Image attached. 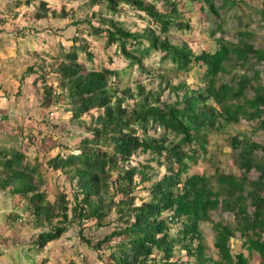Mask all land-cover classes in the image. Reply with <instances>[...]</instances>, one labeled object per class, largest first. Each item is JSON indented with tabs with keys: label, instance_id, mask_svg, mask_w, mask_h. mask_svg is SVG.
I'll use <instances>...</instances> for the list:
<instances>
[{
	"label": "trees",
	"instance_id": "16d2710c",
	"mask_svg": "<svg viewBox=\"0 0 264 264\" xmlns=\"http://www.w3.org/2000/svg\"><path fill=\"white\" fill-rule=\"evenodd\" d=\"M25 1L35 7L36 21L50 15L59 18L67 15L63 8L59 12L49 10L45 0H39L36 5V0ZM227 3L238 5L236 0H222L219 6L213 0H85L89 7L103 4L104 13L118 14L123 7H129L138 17L145 18L146 25L133 31L114 17H103L101 11L92 13V16L100 14L97 25L88 17L84 19L93 34L105 36V47L115 45V54L118 52L126 64L86 68L78 61L77 52L84 50L89 60L92 55L86 51L87 45L79 44L72 45L65 55L67 61L62 60L55 68L63 89L57 94L51 85H46V72L40 73L34 67L36 64H27L15 74L19 77L17 93L26 77L37 74L33 82L42 81L41 105H45L44 97L52 95L54 99H51L57 100L56 95L64 94L67 99L63 111L70 112L68 122L83 130L73 150L64 152L62 148L67 149V145L60 144L58 152L45 160L46 166L59 171L70 185L69 196L60 190L51 199L40 161L45 151L53 148L46 133L58 136L67 133L68 125L57 117L61 113L46 106L42 114L25 112L17 121L19 126L13 125L9 130L3 126L5 118L0 117V192L24 204L20 213L9 214L10 220L21 219L26 213L33 226L40 229L31 240L32 249L45 248L73 227L81 241L100 252L101 258L102 252L108 250L106 258L101 259L104 264H203L204 261L248 264L250 258L264 262V145L243 132L230 135L227 143L236 152L234 163L242 173L238 176L218 173V164L211 163L215 169L213 177L219 184L217 189L211 187V175L188 173L189 162L199 154H208V161H214V152L207 148L211 134L242 119L256 122L252 134L264 130V77L259 68L264 66V50L255 47L250 30L237 28L233 33L235 40L226 36L220 9ZM197 9L214 23V27L205 29L208 36L220 31L213 50L196 53L190 42H173L168 37V31L173 28L189 30L186 13H196ZM261 14L264 18L263 9ZM15 21L19 22L18 18ZM73 22L79 24L82 20ZM71 40L75 42L79 37L73 35ZM152 52L160 54L159 66L179 73L195 66L203 68V84L196 88L184 81L172 84L167 74L160 72V83L166 82L154 90L147 89L142 81L135 84L136 91L119 85L131 66L136 65L148 74L156 69L150 70V65L144 63V57ZM165 61L170 66H164ZM233 64L249 72H235L225 80ZM113 80L117 82L109 84ZM6 86L3 106L11 99L14 82ZM166 90L172 98L170 101L163 98ZM17 93L13 94L15 99ZM92 110L96 111L95 115ZM3 111L0 106V114ZM87 113L89 117L84 118ZM160 128V136L148 135L149 130L156 132ZM37 132L48 140L49 146L39 143L41 137L33 140V146L23 141L24 134L30 133L32 139ZM36 146L43 149L40 158L29 154ZM146 152L151 153L158 166L165 167L159 178H153L148 164L130 163L134 155ZM251 170L256 171V177L248 176ZM149 181L150 185L145 187ZM138 185L148 190V196L141 197L137 203L134 192ZM112 213L115 221H108ZM223 213L229 215L223 217ZM215 215L219 216L217 220ZM113 221L109 231L100 229ZM178 222L177 231L172 232ZM205 224L217 251L215 260L203 251L201 226ZM91 226L99 230L86 235L85 230ZM100 230L105 232L102 237ZM238 238L245 253L236 252L231 246V241ZM176 244L183 245L187 258L172 259ZM156 251L160 254L155 255ZM82 262L87 264L86 257ZM65 264L76 261L71 259Z\"/></svg>",
	"mask_w": 264,
	"mask_h": 264
},
{
	"label": "rangeland",
	"instance_id": "374dc122",
	"mask_svg": "<svg viewBox=\"0 0 264 264\" xmlns=\"http://www.w3.org/2000/svg\"><path fill=\"white\" fill-rule=\"evenodd\" d=\"M49 10L53 9L56 12H59L61 8L67 12V15L64 18H59L58 16H49L47 19H42L39 21L34 20L33 13L35 12V7L25 4V0H5L4 11L2 12L1 19L7 29L4 30V33H8L12 38L8 37L9 40L3 41V47L1 48L0 57L2 60H5L4 63H0V106L4 109L3 113L1 112L0 117H4L5 121L3 126L6 127V130L11 126H19L18 122L21 119L25 112L31 114H42L46 106L52 111L60 112L61 114L57 116L60 121H63L68 125L67 133L63 136H58L51 132H47L50 137H48L53 145L52 150L45 151L43 158L41 159L40 168L46 174V188L48 189V197L53 198L57 191L63 190L68 193L70 185L68 179L63 175L59 174V171H54L49 169L46 166V158L55 155L59 148L60 144L67 145L66 148H62L64 152L74 149V145L77 144L79 137H81V132L83 131L81 127L76 126V124H71L68 122V117L70 112L65 110V97L64 94L56 95L57 100H52V95H49L48 98H45V105H41L42 97V81L40 79L33 82V79L37 74H32L26 77L23 81L24 85L22 90L17 93V85L19 84V77L15 74L24 68L27 64H36L34 67L38 69L40 73L42 71L46 72V85H51L53 91L57 94L59 91L63 90L60 88L58 73L55 71V68L59 65L62 60L65 58L66 53L74 47H78L79 44L87 45L86 51H89L92 55V59L89 60L86 57L84 50H78V61L81 62L86 68H99L101 65L109 66L111 68L124 66L126 62L123 57L116 52L115 45L110 47H105L106 38L101 34H93L88 24L84 21L85 17H88L92 24L97 25L100 20V14L92 16L93 12L101 11L103 17L109 16L114 17L116 20L122 22V24L130 29L136 30L141 29L146 25L145 18L138 17L135 14V10L127 7H123L118 14L104 13V5L98 4L92 7L85 5V0H45ZM216 6L221 4L222 0H213ZM238 2L237 6H230L228 3L225 7H221L220 12L222 14L223 28L226 30V36L235 40L233 36L234 31L237 28L247 29L252 32V39L254 40L255 47H259L264 50V18L262 17L261 10H264V0H236ZM7 2V3H6ZM39 0L35 1V5ZM157 6H161V2L157 3ZM198 5L196 6V8ZM199 9H197V12ZM187 12L185 17H188V21L191 25L189 30L183 31L180 29H171L168 31V37L171 38L173 42H178L185 40L190 42L192 46L196 49V53L200 52L203 49L213 50L215 47V38L220 35V31L215 33L214 36H208L205 29L209 27H214V23H211L210 20L206 18V15L202 12L198 13ZM12 13H15V16H12ZM202 13V14H201ZM196 14V15H195ZM18 18L19 22H16L15 19ZM81 19L82 22L79 24H74V20ZM11 26V27H10ZM77 35L79 40L73 41L71 37ZM109 56L111 61H109ZM159 56L157 52H152L149 56L144 57V63L149 64L150 70L153 67H156L150 74L146 73L141 68H136V65L131 66L129 72H127L122 79V82L119 85H127L133 88V91H136L137 88L135 84L137 81L141 82L148 89H157L159 84L164 85L165 80L160 83L158 73H166L168 79L172 84L184 81L186 84H189L190 87L196 88L200 87L202 82L201 71L203 68L193 67L186 72H177L172 70V68H165L159 66ZM164 66H170L168 62H162ZM234 68L230 75L226 77L225 80H229L233 73H240L248 70L242 69L237 64H233ZM259 68L262 70V77H264V66L260 65ZM39 73V74H40ZM18 80V81H17ZM14 82V86L10 89L11 99L6 106H3L1 102H4V90L7 88L6 83ZM117 81L109 82L113 85ZM9 88H10V84ZM17 97H13L14 93ZM163 98L167 101L172 100L170 98L167 90L163 94ZM15 99V100H14ZM54 99V98H53ZM2 102V103H3ZM131 103L132 100H127ZM44 107V108H43ZM92 113L95 115L96 111L92 110ZM84 118L89 117V113L83 115ZM256 122H247L246 120H240L236 124H231L225 130L214 133L210 135V140L208 142L207 148L208 151L214 152V157L212 162L208 161V154L206 156L199 154L196 160L189 162L188 173L205 172L207 175H211L210 178L211 187L217 189L219 184L216 179L213 177L214 166L210 165L211 163L218 164V173L223 174H234L238 176L242 173L234 163V156L236 152L231 149L230 145L227 143L228 137L231 135H236L238 132L246 133L253 141L259 142L264 145V130L257 131L252 134L251 130L253 125ZM40 124H38V127ZM162 129H156V132L153 130L148 131V135H153L154 137L160 136ZM41 132L31 139L30 133L24 134L23 141H26L28 144H34L33 140H37V137H41L39 143L46 144L47 146L50 143L44 140L42 136H39ZM169 137L173 135L169 134ZM240 137V136H239ZM29 138L30 141L27 140ZM187 148L186 146H184ZM195 147V145H193ZM34 148V147H32ZM42 151L36 146L34 150L29 151V154L39 158L42 157ZM134 165H149V172H153V178H159L164 173V166L157 165L155 159H151V153L146 152L145 154L138 153L134 155L130 161ZM157 172V174H156ZM256 171L251 170L248 174L249 177H256ZM184 177V174H183ZM151 181L147 182L145 187L150 185ZM3 203L0 200L2 209L0 211L8 210V207H12L13 213H20L24 207L23 203H18V201L10 200L6 193H2ZM135 201L138 203L141 200V197L146 198L148 196V190L144 189L142 185H138L136 191L134 192ZM71 199V197H69ZM250 209V208H249ZM229 215V213H227ZM226 213H223V217L227 216ZM21 219L17 218L16 220H10L9 225H11L12 230H17L16 234L13 237H8L6 239L1 238L0 247H2L0 252V258L2 259L0 263L4 262L5 264H29L31 261L34 264H52V262H57V264L68 263L71 259L76 261V264H82V258L86 257L87 264H104L101 259L106 258L108 250L102 252V258L100 257V252L92 247H88L84 242L81 241L80 235L75 232L73 227L68 228V230L61 236L58 241L49 243L43 249L31 248V240L35 237L36 233L40 230L33 226L31 222V217L26 213H23L20 216ZM115 218V215L112 213L108 221H112ZM219 218L218 215L214 216V220ZM228 218H230L228 216ZM232 219V218H230ZM115 221V219H114ZM113 223L106 225L100 229H106L109 231L113 227ZM86 223V222H85ZM179 223H176V227L173 228L172 232L177 231ZM90 224V223H88ZM173 224L172 226H174ZM16 229H15V227ZM99 229H95L93 226L90 227V230H85L86 235L91 233V231L97 232ZM203 233V244H204V253L210 256L212 259L218 258L217 251L213 246V237L211 231L207 224L201 226ZM105 232L100 230L99 235L103 236ZM100 237V238H101ZM238 240H240L238 238ZM1 241L3 243H1ZM95 241V238L93 239ZM58 242V243H57ZM239 243L234 244V249L239 248ZM174 255L172 259H185L187 255L185 254L184 247L181 244H176ZM30 247V248H29ZM33 247V246H32ZM4 249V250H3ZM28 249V251H27ZM245 249V248H243ZM246 252V251H245ZM159 252H155V255H159ZM203 264H207L205 261ZM248 264H264V262H259V260L251 259Z\"/></svg>",
	"mask_w": 264,
	"mask_h": 264
},
{
	"label": "crops",
	"instance_id": "0c3cea01",
	"mask_svg": "<svg viewBox=\"0 0 264 264\" xmlns=\"http://www.w3.org/2000/svg\"><path fill=\"white\" fill-rule=\"evenodd\" d=\"M6 1L8 2V0H6ZM4 5H5V0H0V18L2 16V12L4 11V8H3ZM4 25H7V23H3V21L2 22L0 21V55H2L1 54V48L3 47V45H2L3 41L9 40L8 37L12 38V36L10 34L4 33V30L7 29V27L4 26ZM4 62H5V60H2V57H0V63H4ZM2 196L3 195L0 194V200H2L1 202L3 203L4 200H3ZM1 207H2V205L0 204V209H2ZM10 213L12 215V207H11V205H10V207H8V210L5 209L4 211H0V240H1V238L6 239V238L11 237V236L13 237V240H14V236H15L17 230H12L11 229L12 228L11 225L14 222L11 225H9V223H10V221H9V216L10 215L9 214ZM15 229H16V227H15ZM1 243H3V242L1 241ZM1 260L2 259L0 258V262H1ZM0 264H5V263L2 262Z\"/></svg>",
	"mask_w": 264,
	"mask_h": 264
},
{
	"label": "clouds",
	"instance_id": "9594fccd",
	"mask_svg": "<svg viewBox=\"0 0 264 264\" xmlns=\"http://www.w3.org/2000/svg\"><path fill=\"white\" fill-rule=\"evenodd\" d=\"M237 242H240V243H239V248H238V249H235V251H236V252H238V251H242V252L245 253L246 250H244L243 248L240 249V248L242 247V242H241V240H238V239H237V240L231 241V246L234 247V244L237 243ZM1 249H2V247H1ZM233 249H234V248H233ZM0 251H1V250H0ZM1 252H2V251H1Z\"/></svg>",
	"mask_w": 264,
	"mask_h": 264
}]
</instances>
